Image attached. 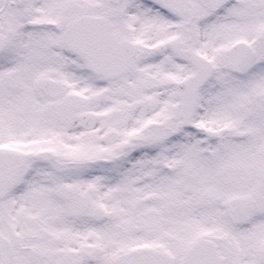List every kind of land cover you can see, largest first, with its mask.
Masks as SVG:
<instances>
[{"label":"snow or ice","instance_id":"6c2138e0","mask_svg":"<svg viewBox=\"0 0 264 264\" xmlns=\"http://www.w3.org/2000/svg\"><path fill=\"white\" fill-rule=\"evenodd\" d=\"M0 264H264V0H0Z\"/></svg>","mask_w":264,"mask_h":264}]
</instances>
